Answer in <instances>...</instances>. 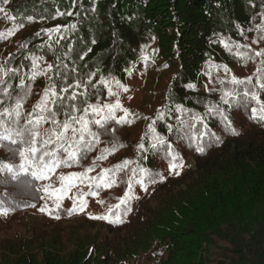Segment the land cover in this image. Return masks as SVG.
<instances>
[{
  "label": "trees",
  "instance_id": "1",
  "mask_svg": "<svg viewBox=\"0 0 264 264\" xmlns=\"http://www.w3.org/2000/svg\"><path fill=\"white\" fill-rule=\"evenodd\" d=\"M57 10L65 14L58 16ZM262 24L264 0H0V32L21 25L0 39V65L18 69L8 81L15 91L23 95L17 88L21 77L23 88L31 90L25 115L49 86V76L60 87L74 79L87 82L88 74L96 72L91 82L95 91L88 89L90 103H96L97 93L101 103L119 99L133 121L122 126L110 122L114 136L102 135L94 151L56 169L53 180L36 181L25 174L14 181L12 173L0 171V201L10 208L7 215L0 214V264H264V120L252 118L251 109L259 108L254 102L237 96L221 100L226 91L244 90L230 82L232 74L252 76L264 59L246 61L233 54L236 43L264 48V39L253 43L264 35L257 30ZM57 25L67 27L46 31ZM32 56L43 57L38 63L46 75L32 78ZM101 76L118 96H108L107 86L98 83ZM254 85L255 78L247 87L264 102V91ZM10 102L5 99L6 105ZM214 105L237 135L219 112H207ZM196 115L204 117L202 123L190 119ZM59 119H65L63 113ZM182 121L194 124L191 131ZM149 124L182 157L175 161L182 164L176 168L179 175L170 174L166 150L151 147ZM204 125L208 134L201 140V153L188 137L205 131ZM110 142L125 146L97 160L86 177L73 176L70 185L85 196L95 193L89 198H96L107 219L70 216L61 208L51 215L39 211L48 208L39 198L47 193L37 188L48 184V194L56 197L65 187L56 177L85 172ZM141 143L144 149L138 151ZM125 158L132 163L115 174L117 183L97 187L101 170ZM0 161L19 164L6 147H0ZM137 165L152 170L157 181L145 178L147 191L136 182L140 174L132 175ZM157 173L166 179L161 182ZM125 191L126 203L121 204Z\"/></svg>",
  "mask_w": 264,
  "mask_h": 264
},
{
  "label": "snow or ice",
  "instance_id": "2",
  "mask_svg": "<svg viewBox=\"0 0 264 264\" xmlns=\"http://www.w3.org/2000/svg\"><path fill=\"white\" fill-rule=\"evenodd\" d=\"M6 3L7 0H4ZM75 3V0H73ZM59 15H64L65 13L57 10L56 13ZM71 16L73 13L71 11L66 13ZM31 21L32 17H27ZM21 25H17L15 29H11L7 34L0 32V39H5L14 34L16 30ZM61 27L57 25L54 29H47L49 33L53 31H59ZM71 27H74L72 25ZM257 30L264 33V24L257 25ZM39 35V33H37ZM155 39V37H152ZM260 39H264V35L253 41V43H259ZM224 47L231 51V47L228 43L221 40ZM23 47V45H22ZM144 47H147L145 45ZM237 49L233 54L244 60H254L257 57H264V48L259 50L251 49V45H241L239 43L235 44ZM240 49H248L249 51H240ZM251 52V54H250ZM85 54H81L80 58L83 59ZM145 62H147L148 57L142 56ZM43 60V57H31L32 67L36 71L33 72L32 78L35 79L38 75H46L47 72L39 68V61ZM216 67H221L217 65ZM224 71L227 73L230 70L227 66H222ZM53 68L52 64L47 65V69L51 70ZM75 71V69H73ZM99 69H97V72ZM18 72L16 68L5 67L0 65V147H6L8 155L15 158H19V164L15 163H3L0 161V171L7 170L12 173V180H20L22 175H29L36 181H50L55 177V170L64 167L71 166L73 163H78L80 160L86 157V155L94 151L96 146L100 143V137L102 135H113L115 134V127L109 128L108 124L114 123L115 125L122 126L124 124H130L133 121L129 119L132 115L131 110L124 108L119 99H116L112 103H101L99 99V93H97L96 103H90V96L88 89L91 87L95 91V84H92L93 78L96 76V72H91L88 74L87 82L82 79H74L72 82L65 83L63 86L58 87L53 81L52 77L49 76L50 84L46 87L41 95L40 99L32 106V110L25 113L22 111L24 104L26 103L27 97L31 95L30 89H24V79L21 77L20 85L17 86L18 89L23 91V95H20L18 91L13 89V84L8 81L13 78V76ZM56 75H60L64 81H68V76L57 72ZM255 78L256 85L260 91H264V59L260 60L259 66L252 76H247L243 78L237 77L235 74L231 75L230 82L233 85H244L243 92L238 91H226L221 96V100L225 103L228 102L227 97L237 96L240 101L247 100L249 104L256 103L259 108L253 107L251 109L252 118L264 120V102L260 101L259 94L257 91L250 90L247 86L252 84ZM117 88H121L120 82L113 78ZM224 83L223 80L220 81ZM98 83L107 86V94L109 97L118 96V92L112 90L111 84L101 76ZM188 88H193L195 85L189 84ZM81 89H83L81 91ZM214 91V89H211ZM123 91H128L127 88H123ZM5 99L11 101L9 104H5ZM131 99V97H129ZM177 110L182 111V106L177 105ZM117 111H122L123 116H118ZM208 113H217L223 117L226 121V126L229 127L234 135H237L236 129L232 126L231 121L227 117L223 116L220 112L219 106H210L207 109ZM63 113L65 119L60 120L59 114ZM158 115H163L158 112ZM145 119H148L145 117ZM192 121L203 122L204 117L200 115L192 116L190 118ZM154 123V122H153ZM187 123L189 131L194 127V124L188 121H182V124ZM45 124L50 125L48 128H44ZM205 131H200L190 135L188 138L196 144V150L198 152H203L204 148L201 146L202 138L208 134L207 125H204ZM149 131L152 132L151 147L158 150L165 151V159H169V172L179 175V171H176L177 167H182V164L178 165L175 163L176 160H182V157L175 152L174 146L168 142L165 138L161 137L156 133L153 124L148 125ZM214 135V134H212ZM183 138V137H181ZM217 139H219L217 137ZM125 145L118 142H110V146L101 149L100 154L93 158L92 165L82 173L76 174H63L61 173L56 180L65 186H70L72 184V177H86L87 172H91L97 166L96 161L101 159H106L107 155L114 153L119 147H124ZM144 149V144L138 145V151ZM132 161L125 158L122 162L117 163L112 168L102 169L99 174V185H103L105 188H109L117 183L115 179V174L122 171L127 167ZM137 173L140 175L137 176ZM132 175L137 176L136 182L144 186V190L147 191V186L145 184V178L151 183H156V179L153 176L152 170L147 169L141 165H137L136 168L132 169ZM156 176L162 182L166 179L162 174L157 173ZM91 179L96 180L97 177H92ZM132 177H129L131 181ZM21 183L35 187L31 184V181L22 180ZM50 185L44 184L42 187L37 188V192H49ZM60 189H57L59 191ZM131 190V183H129L128 191ZM128 191H125L124 196L120 197V203H126V197L128 196ZM89 195L95 193H88ZM41 200L45 199L44 196L39 197ZM35 207V204L31 205ZM59 197H57L56 208L60 207ZM85 206V201L81 198L80 210H83ZM115 207H119V204ZM76 210V205L68 211L71 213ZM10 208L0 201V214L7 215ZM41 212H47L51 215L52 210L50 208H45L41 206L39 208ZM127 211H131V208H127ZM59 218L58 216L56 217ZM94 219H107L105 216L91 217ZM116 222L122 223L123 221L117 219Z\"/></svg>",
  "mask_w": 264,
  "mask_h": 264
},
{
  "label": "rangeland",
  "instance_id": "3",
  "mask_svg": "<svg viewBox=\"0 0 264 264\" xmlns=\"http://www.w3.org/2000/svg\"><path fill=\"white\" fill-rule=\"evenodd\" d=\"M140 83V80H138ZM174 174V173H170ZM56 197L54 194H46L44 199V204L53 211H58L59 208L64 209L68 212V215H84V216H91V217H99L104 216V212L100 209L96 198L90 200L89 195L82 194L81 192L77 191L75 186H68L63 187L61 192L56 193ZM91 196V195H90ZM57 197H59L60 207L56 208ZM81 198L85 201V206L83 210H80V202ZM76 205V210L72 211L71 213L68 211L69 209L73 208V205ZM109 212V211H108ZM163 252V251H161Z\"/></svg>",
  "mask_w": 264,
  "mask_h": 264
}]
</instances>
